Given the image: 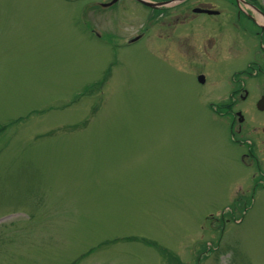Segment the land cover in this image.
<instances>
[{
  "label": "rangeland",
  "instance_id": "1",
  "mask_svg": "<svg viewBox=\"0 0 264 264\" xmlns=\"http://www.w3.org/2000/svg\"><path fill=\"white\" fill-rule=\"evenodd\" d=\"M97 4L0 0V264H264V188L208 108L253 41L216 25L232 56L203 88L126 47L144 9Z\"/></svg>",
  "mask_w": 264,
  "mask_h": 264
},
{
  "label": "flooded vegetation",
  "instance_id": "2",
  "mask_svg": "<svg viewBox=\"0 0 264 264\" xmlns=\"http://www.w3.org/2000/svg\"><path fill=\"white\" fill-rule=\"evenodd\" d=\"M147 1L169 3L177 0ZM214 3L215 0H185L154 9L144 5L142 0H98V14L103 18L104 25L106 17L114 19L121 12H128L126 8L130 13L139 15L142 12L137 8L144 9L146 13L143 17L148 20V26L140 39L130 45L146 40L147 45L159 51L163 63L194 78L203 88L215 85V72L210 67L231 60L236 35L216 31V25L230 24L229 19L235 15L232 24L240 31L239 39L250 38L253 41L247 45L250 58H239L249 56L247 50L243 53L239 51L238 58L234 60L244 61L226 77L229 93L222 101L210 100L208 108L226 123L230 138L241 150L243 165L252 169L254 181L247 190L255 192L264 188V121L248 120L246 104L255 105L256 110L264 115V111L258 109V103L264 98V5L260 0H227L226 3L237 10L224 12L217 11ZM212 11L217 12L210 13ZM221 39L223 42L219 43ZM257 80L259 85L255 83Z\"/></svg>",
  "mask_w": 264,
  "mask_h": 264
},
{
  "label": "water",
  "instance_id": "3",
  "mask_svg": "<svg viewBox=\"0 0 264 264\" xmlns=\"http://www.w3.org/2000/svg\"><path fill=\"white\" fill-rule=\"evenodd\" d=\"M146 5L150 6V7H158V6H164L166 4H153V3H145ZM259 109H263L264 110V99L262 101L259 102L258 104Z\"/></svg>",
  "mask_w": 264,
  "mask_h": 264
}]
</instances>
